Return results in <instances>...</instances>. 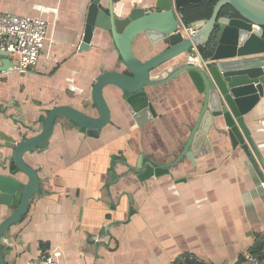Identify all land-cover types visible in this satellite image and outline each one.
<instances>
[{
  "label": "crops",
  "instance_id": "crops-1",
  "mask_svg": "<svg viewBox=\"0 0 264 264\" xmlns=\"http://www.w3.org/2000/svg\"><path fill=\"white\" fill-rule=\"evenodd\" d=\"M91 1L0 0V10L50 23V38L33 69H16L15 55L0 54V66L6 61L0 68V173L21 183L26 176L10 167L15 144L37 133L54 106L96 116V77L124 70L107 30L95 27L88 48L79 50ZM109 1L124 17L137 6L153 9L155 0L100 3ZM164 47L150 45L144 34L132 43L141 60ZM146 90L155 116L144 123L135 121L125 92L107 84L102 93L110 119L100 130L86 132L58 118L42 147L24 154L37 170L39 190L1 236L7 264H26L55 247L60 264H173L190 256L201 264H264L262 255L245 257L264 236V190L243 148L211 128L210 151L171 164L196 122L201 95L185 73ZM244 121L264 174L263 97ZM139 154L143 163L171 164L168 172L140 180L133 168ZM11 210L0 204V221Z\"/></svg>",
  "mask_w": 264,
  "mask_h": 264
},
{
  "label": "water",
  "instance_id": "water-1",
  "mask_svg": "<svg viewBox=\"0 0 264 264\" xmlns=\"http://www.w3.org/2000/svg\"><path fill=\"white\" fill-rule=\"evenodd\" d=\"M199 1L155 0L153 9L137 6L124 17L113 12L111 1L108 6L100 0L90 2L79 50L88 48L95 27L107 30L124 70H104L96 77L91 95L96 116L70 105L54 106L42 116L37 133L15 144L10 165L13 163L27 180L21 183L14 175L0 173V204L12 208L0 221V239L27 212L31 197L39 190L37 170L25 161L24 154L42 147L58 118L86 132L100 130L110 119L102 93L107 84L125 92V102L135 121L142 124L155 116L146 87L185 73L201 95V107L181 152L171 164L184 155L193 161L194 156L210 151L208 132L214 128L226 134L232 146L243 148L259 179L264 180L260 157L244 121V115L264 98V0H217L208 18L185 23L195 32L190 37L184 36L178 30L182 19L179 11L184 5ZM227 4L237 15L219 16ZM139 34H144L150 45L163 43L165 47L141 60L132 49ZM192 43L211 50L210 55L199 49L198 53L191 52ZM0 54L6 56L8 52L0 49ZM174 59L179 60L171 62ZM2 61L0 68L5 67V59ZM171 164H159L152 159L143 163L139 154L133 168L138 170L137 177L144 180L168 172ZM0 264H7L1 247Z\"/></svg>",
  "mask_w": 264,
  "mask_h": 264
},
{
  "label": "built area",
  "instance_id": "built-area-1",
  "mask_svg": "<svg viewBox=\"0 0 264 264\" xmlns=\"http://www.w3.org/2000/svg\"><path fill=\"white\" fill-rule=\"evenodd\" d=\"M49 24L47 20L39 17L0 10V49L16 56L13 67L29 70L37 65L41 51L50 38ZM178 30L188 37L195 32V29L192 26L187 27L182 19ZM190 51L198 53V45L192 43ZM260 186L264 190V180H260ZM60 255L57 247L45 249L37 257L29 259L26 264H60ZM257 255L264 257V251L245 253L249 260H253ZM190 258L194 259L192 256Z\"/></svg>",
  "mask_w": 264,
  "mask_h": 264
},
{
  "label": "trees",
  "instance_id": "trees-1",
  "mask_svg": "<svg viewBox=\"0 0 264 264\" xmlns=\"http://www.w3.org/2000/svg\"><path fill=\"white\" fill-rule=\"evenodd\" d=\"M217 0H200L199 2L196 3H188L184 5L179 13L181 15V18L184 23H189L193 20L196 19H206L210 16L213 4ZM235 16L237 13L235 10L230 6V5H224L220 12L219 16ZM198 49L200 52H202L204 55L208 56L210 55L211 50H207L206 48L198 46ZM11 168L13 171H15V165L12 163ZM16 203V200L14 201ZM261 249H264V236H258L255 240L254 243V250L251 253H255L256 251H260ZM261 255H257V257H260ZM185 259L183 260H176L173 262V264H193V263H198L197 260L191 259L190 257H184Z\"/></svg>",
  "mask_w": 264,
  "mask_h": 264
}]
</instances>
